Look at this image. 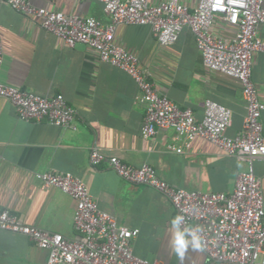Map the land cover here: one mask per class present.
Masks as SVG:
<instances>
[{"label":"crops","instance_id":"0c3cea01","mask_svg":"<svg viewBox=\"0 0 264 264\" xmlns=\"http://www.w3.org/2000/svg\"><path fill=\"white\" fill-rule=\"evenodd\" d=\"M197 1L184 0L190 7ZM31 2L111 22L97 0ZM215 30L226 37L233 33L220 21ZM259 31L264 36V24ZM0 36L5 83L41 95L62 93L76 109L72 126L61 127L48 119L28 122L19 117L9 99L0 96V208L9 209L27 225L76 237L75 199L55 186L44 187L36 176L42 171L70 173L86 183L101 209L120 224L139 228L133 240L136 255L181 264L170 248L171 220L176 216L171 200L151 186L126 180L108 161L92 164L91 151L96 148L136 167L148 163L170 184L203 192L231 193L246 162L204 137H196L178 153L170 146L181 141L168 128L144 138L146 109L129 73L102 61L85 44H63L36 18L14 10L5 0H0ZM116 40L139 56L141 67L161 94L191 107L198 119L204 117L206 101L215 100L233 112L227 134L236 136L243 129L247 106L241 81L208 69L189 27L182 29L174 44L163 45L149 25L120 24ZM252 78L264 101V51L255 55ZM262 123L264 131V112ZM255 173L264 193V160L255 162ZM48 257L49 250L27 235L0 229V264H47ZM207 261L204 251H190L184 264Z\"/></svg>","mask_w":264,"mask_h":264},{"label":"built area","instance_id":"2783aa9c","mask_svg":"<svg viewBox=\"0 0 264 264\" xmlns=\"http://www.w3.org/2000/svg\"><path fill=\"white\" fill-rule=\"evenodd\" d=\"M5 1L14 10L36 18L63 44H85L102 61L129 73L139 86L138 100L146 109L144 138L168 128L181 141L170 146L178 153L196 137H204L246 162L247 168L231 193L203 192L170 184L148 163L136 167L117 156L107 157L96 148L90 153L92 164L108 161L126 180L164 193L176 215H184L183 227H201L208 258L205 264H264V193L255 173V162L264 160V101L252 78L255 55L264 51V36L259 31L264 24V0H198L195 7L184 0H97L110 15L111 22L107 24L95 17L37 6L31 0ZM217 21L230 26L232 36L216 32ZM120 24L149 25L163 45L174 44L182 29L189 27L208 69L241 81L247 106L243 129L236 136L227 134L233 112L215 100L206 101L204 117L198 119L191 107H183L161 94L141 67L139 56L117 42ZM4 58L0 36V96L14 104L22 120L48 119L61 127L73 125L76 109L64 94L41 95L5 83L1 77ZM36 176L44 187L55 186L75 199L74 222L79 235L67 237L27 225L7 208H0V229L27 235L49 250L47 264H164L134 253L133 240L139 228L122 225L113 214L101 209L81 178L51 171L38 172Z\"/></svg>","mask_w":264,"mask_h":264},{"label":"clouds","instance_id":"9594fccd","mask_svg":"<svg viewBox=\"0 0 264 264\" xmlns=\"http://www.w3.org/2000/svg\"><path fill=\"white\" fill-rule=\"evenodd\" d=\"M184 221L185 217L183 214L176 215L171 220L172 238L170 240V248L181 264H184L186 256L190 251L203 252L206 247L201 235V227H183Z\"/></svg>","mask_w":264,"mask_h":264}]
</instances>
